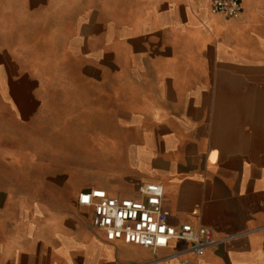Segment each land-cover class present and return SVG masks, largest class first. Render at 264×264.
<instances>
[{
    "label": "crops",
    "instance_id": "0c3cea01",
    "mask_svg": "<svg viewBox=\"0 0 264 264\" xmlns=\"http://www.w3.org/2000/svg\"><path fill=\"white\" fill-rule=\"evenodd\" d=\"M0 0V264H264V0ZM216 244L108 240L79 194Z\"/></svg>",
    "mask_w": 264,
    "mask_h": 264
},
{
    "label": "built area",
    "instance_id": "2783aa9c",
    "mask_svg": "<svg viewBox=\"0 0 264 264\" xmlns=\"http://www.w3.org/2000/svg\"><path fill=\"white\" fill-rule=\"evenodd\" d=\"M214 13L238 17L243 5L241 0H210ZM141 199L111 196L105 189L92 188L79 194L81 205L94 209V225L103 230L108 240L160 248L172 240L188 241L192 249L201 254L216 244L213 230L206 226L198 228L190 223L179 226L169 221V212L163 207L164 189L160 183H142Z\"/></svg>",
    "mask_w": 264,
    "mask_h": 264
}]
</instances>
